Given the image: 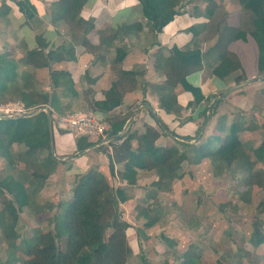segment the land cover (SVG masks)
<instances>
[{"label":"crops","instance_id":"0c3cea01","mask_svg":"<svg viewBox=\"0 0 264 264\" xmlns=\"http://www.w3.org/2000/svg\"><path fill=\"white\" fill-rule=\"evenodd\" d=\"M15 1L17 0H0V5L3 3L10 8L8 14L0 17V54L6 51L16 61L19 80L23 73L31 75L30 81L34 91L52 94L54 90L50 72L63 71L69 74L73 84L70 91L74 93L72 95L68 91L63 94L60 89L56 91L60 111L52 114L51 125L54 157L59 164L56 172L47 178L34 197L32 206L20 212L17 231L19 228L54 231L52 218L57 216L63 204L71 199L76 179L93 167L105 176L113 188L122 189L128 197L125 202L119 204L121 219L128 225L125 237L130 254L125 264H172L177 260L181 264L189 246L185 245L183 249L180 240L183 239L187 243L188 230L182 231V236L181 233L174 235L177 230L173 220H170L173 217L169 214L173 209L181 210L185 204L184 192L181 190L187 178L193 179L192 170L197 171L209 164L206 153L226 143L229 127L236 122H231L230 112L226 109L230 106L239 110L247 107L253 93L258 89L257 86L264 84L262 78L252 76L253 71L257 72V51L253 40L248 37L245 43L237 41L231 46V50L238 55L247 80L254 81L226 94L237 85L234 79L238 72L224 79L213 76L211 67L215 65L216 60L210 56L201 70L189 74L186 81L211 100L190 106L193 95L178 87L174 90L172 98L176 105L173 109H166L160 101L166 91L165 74L158 64L160 60L167 58L173 47L187 49L196 43L205 51L214 41L203 40L205 32L195 37L189 30L194 27L196 31H203V26L208 24V18L199 4H182V13L174 16L160 33H156L143 17L137 0H88L81 10L80 18L89 23L91 29L83 33L75 23L69 25L63 20L55 7L58 0H29L37 13L32 20H27L18 11ZM223 9L227 11L226 8ZM135 23L141 25V31L123 30L117 38L110 42L107 40L111 39L116 29ZM37 35H40L47 45L45 53L64 44H74L75 60L54 61L48 67L34 68L30 65L26 53L38 48ZM83 36L89 44L98 47L95 54L79 44ZM123 45L127 48V54L120 68L127 71L144 69L145 74L140 79L141 86L126 92L122 104L110 112L91 110L89 107L96 101L104 100L111 84L118 79L113 60L115 49ZM252 47L253 52L248 51V48ZM215 99L220 101L216 108H212ZM16 102L18 101L4 105ZM89 110L106 123L112 117L128 116L127 122L132 119L127 129L118 135L123 137L128 131L134 133L135 139L129 142L131 151L138 148L137 137L143 132L145 125L159 130L162 134L156 145L166 148L175 146L184 155L175 178L170 180L158 177L152 169L134 166L137 182L129 186L119 175L123 170L122 163L114 164L113 173L110 174L109 160L104 151H111L109 142H114L112 137H106L105 144L89 147L79 153L75 144L76 137L58 124L57 119L59 116ZM204 115H208V120H204ZM160 126L164 127L165 131ZM87 141L94 143L93 139ZM41 159L42 154L38 152L29 155L22 145H11L6 153L0 151V180L11 176L24 187L31 188L34 184L32 165ZM194 194L195 192L190 193V196ZM187 209L191 211L192 207ZM150 223L152 224L149 225ZM162 236L169 239V242L165 243ZM19 241L16 242L17 248L21 247ZM0 242L5 244L1 233ZM199 243L192 245L198 247ZM60 244H63L61 248L64 249L65 239H62ZM5 247L7 250L6 244ZM13 258L14 264H20L23 255L17 252L10 259ZM5 262L2 260L0 264H10L6 255Z\"/></svg>","mask_w":264,"mask_h":264},{"label":"trees","instance_id":"16d2710c","mask_svg":"<svg viewBox=\"0 0 264 264\" xmlns=\"http://www.w3.org/2000/svg\"><path fill=\"white\" fill-rule=\"evenodd\" d=\"M88 0H58L55 7L67 24L75 23L83 33L91 29V25L80 18L82 8ZM141 6L143 17L151 24L153 31L160 33L162 29L173 20L174 16L182 13V4H199L208 18V24L203 26V31H196L192 27L193 36L205 32L203 40H214L205 51L198 44L191 48L179 49L173 47L169 56L161 59L159 68L165 74V93L161 97V105L166 109H173L176 101L174 90L178 87L193 95L190 106L201 102H209L198 88L191 86L186 77L201 70L207 58L212 56L216 63L211 68V74L219 79L238 72L234 79L235 84L247 80L241 61L236 53L231 50L235 42H247L250 37L256 46V70L259 74L264 72V0H235L239 6V23L230 25L227 22L228 13L223 9L224 0H137ZM15 5L18 11L27 19L36 16L35 7L29 0H17ZM10 8L0 5V17H4ZM141 25L135 23L116 29L110 42L124 30L127 32L141 31ZM120 39L121 36H119ZM76 41L75 38H73ZM38 48L27 51V59L34 68L48 67L54 61L75 60L74 44H64L54 51L45 53L46 43L40 36H36ZM79 44L85 49L96 53L98 47L88 43L83 36ZM127 54L125 45L115 49L113 64L118 75L116 82L106 92L102 101L94 102L89 108L104 113L112 111L122 104L123 95L141 86L140 79L145 74L144 69L123 70L120 68ZM30 74L23 73L19 80L16 61L5 51L0 54V105L9 102H21L26 110L34 111L27 117L5 118L0 117V151L6 153L11 145H22L27 149V154L38 152L42 159L32 165V178L34 184L31 188L24 187L11 176L0 180V233L7 246L8 260L14 264L11 256L17 252L23 255L20 264H125L130 254L126 242L125 230L127 223L121 219L119 204L127 200L122 189L113 188L105 176L96 168H89L87 172L78 177L72 187L71 199L63 204L60 213L52 218L54 231H35L31 237L21 240L17 231L19 214L24 208L32 206L34 197L41 190L49 176L57 170L59 162L51 154L50 139L47 126L46 113L43 107L49 109L50 115L58 113L59 97L57 90L71 92L73 86L69 74L63 71H51L50 81L54 92L34 91L30 81ZM72 95L74 93L71 92ZM220 100L215 99L212 108H216ZM129 119L128 116L112 117L107 121L105 136L112 137L111 151L105 150L109 160V171L113 173L114 164H123L120 178L129 186L137 182V172L134 166L146 167L155 171L158 177L170 180L175 178L180 169L184 155L175 147H159L156 141L160 138L159 130L151 126H144V130L137 137L138 148L131 151L129 142L135 139L134 133L127 132L123 137L118 136ZM204 120H208L204 115ZM161 127V126H160ZM164 129V127H161ZM160 129V130H161ZM252 129L251 123L242 125L237 121L230 125L226 136V143L218 149L206 153L211 164L218 168L224 165H235L234 172L243 176L247 192L251 178L257 174L254 168L264 163V141L252 148L250 154L246 152L240 140V133ZM116 141H119L116 143ZM77 151L94 146L86 137H76ZM259 175V174H258ZM261 176H264V174ZM259 175V178L261 177ZM248 182V184H247ZM259 179L256 184H258ZM263 203L258 204V211L263 212ZM150 223L149 225H151ZM165 243L169 239L161 237ZM65 239L64 249L59 247ZM21 240V247H16V242ZM252 244L257 247L264 243V238L254 232L251 236ZM197 248L189 246L181 264H198Z\"/></svg>","mask_w":264,"mask_h":264},{"label":"rangeland","instance_id":"374dc122","mask_svg":"<svg viewBox=\"0 0 264 264\" xmlns=\"http://www.w3.org/2000/svg\"><path fill=\"white\" fill-rule=\"evenodd\" d=\"M222 7L227 9V22L236 26L240 12L235 0H224ZM253 50V47L248 48L250 52ZM252 76L264 80V73L253 71ZM257 88L247 107L239 110L230 106L226 109L230 112L231 122L240 121L244 126L251 123L252 129L240 133V140L249 154L252 148L264 141V84ZM187 168L185 170L188 172ZM234 168V164L216 168L210 162L197 171L193 169V179L187 178L181 190L185 204L181 210L176 208L169 214L177 230L174 235L188 230L187 243L180 240L183 249L185 245L195 246L192 244L200 242L198 247L195 246L198 264H264V243L255 247L251 242L254 232L264 238V210L258 211L260 202L264 208V176H261L264 174V163L254 168L257 174L251 178L249 192L243 176L235 173ZM193 192L195 194L190 196ZM190 207L192 210L188 211ZM37 230L19 228L21 240L28 239ZM21 243L19 241L20 246ZM62 245L59 244V247ZM6 251L5 244L0 242V256L4 263L5 255L8 256ZM179 263L178 260L172 262Z\"/></svg>","mask_w":264,"mask_h":264},{"label":"built area","instance_id":"2783aa9c","mask_svg":"<svg viewBox=\"0 0 264 264\" xmlns=\"http://www.w3.org/2000/svg\"><path fill=\"white\" fill-rule=\"evenodd\" d=\"M19 103H10L0 107V117L13 118L24 113H30ZM58 124L64 126L75 137H86L94 140V147L105 144V132L107 123L105 120L98 119L92 111L74 112L65 116H59ZM120 134V133H119Z\"/></svg>","mask_w":264,"mask_h":264},{"label":"water","instance_id":"95a60500","mask_svg":"<svg viewBox=\"0 0 264 264\" xmlns=\"http://www.w3.org/2000/svg\"><path fill=\"white\" fill-rule=\"evenodd\" d=\"M254 81V79H251V80H247V81H244L240 84H237L235 85L234 87H232L226 94L230 93L231 91L239 88V87H242L250 82ZM41 110H43L45 113H46V117H47V126H48V133H49V139H50V151H51V154L54 156V149H53V133H52V125H51V115H50V112H49V109L47 107H43L41 108ZM34 111H31L30 113H24L20 116H16V117H27L29 116L31 113H33ZM14 118V117H13ZM133 118V117H132ZM132 119H130L126 125L124 126L123 128V131L124 132L126 129H127V126L128 124L131 122ZM121 132V133H122Z\"/></svg>","mask_w":264,"mask_h":264}]
</instances>
